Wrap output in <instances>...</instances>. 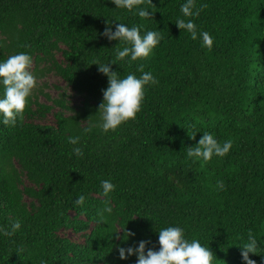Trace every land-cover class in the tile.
Segmentation results:
<instances>
[{
	"label": "trees",
	"instance_id": "1",
	"mask_svg": "<svg viewBox=\"0 0 264 264\" xmlns=\"http://www.w3.org/2000/svg\"><path fill=\"white\" fill-rule=\"evenodd\" d=\"M151 3L129 11L111 0H0V62L26 53L37 81L56 76L71 93L52 98L35 88L23 119L5 125L0 116V264H136L117 248L145 240L146 250L158 251L167 227L208 247L213 264H244L251 231L258 251L249 258L264 264V0H194L207 5L194 17L180 12L186 0ZM141 8L151 17H139ZM178 18L195 23L196 40L176 27ZM106 22L113 32L118 23L140 27L142 36L158 31L161 40L146 59L116 60L115 47L126 45L102 35ZM112 61L121 78H139L143 66L158 83L145 86L135 120L85 133L108 87L93 63ZM204 132L231 140L229 152L189 158L186 149ZM77 136L83 157L68 142ZM104 180L115 186L108 197ZM16 221L21 227L6 236ZM124 231L135 235L125 240Z\"/></svg>",
	"mask_w": 264,
	"mask_h": 264
},
{
	"label": "clouds",
	"instance_id": "2",
	"mask_svg": "<svg viewBox=\"0 0 264 264\" xmlns=\"http://www.w3.org/2000/svg\"><path fill=\"white\" fill-rule=\"evenodd\" d=\"M147 2L152 5L151 0H111V3L117 8H123L131 11L139 5ZM207 5H201L200 8L195 7L194 0H186V3L180 7V12L184 17L198 16ZM141 18H150L149 11L141 8L138 13ZM106 27L102 35L108 40L119 41V44H124L122 49H117L116 60H124L130 57V62L146 59L151 54L152 50L159 44L161 36L158 31H147L143 36L140 34V27L133 26L129 28L123 23H118L115 26V31H112L111 26L106 22ZM176 27L179 30H186L191 34V39H197V29L191 19L185 20L178 18ZM204 47L211 49L213 39L208 32L200 33ZM98 65L99 73L105 75L108 79V87L103 92V102L98 108L99 120L97 123H89V127L84 129L85 133L92 130L93 127H99L103 132L116 131L122 124L135 120L137 113L141 110V105L144 100L145 86L149 84H157L158 81L153 77L151 72H144L143 66L138 70L142 75L137 78L133 74H128L121 78L120 75L113 71L112 61L107 64ZM32 66V57L26 53H19L9 56L4 62H0V84L3 85V97L0 98V116L3 117V124L15 125L17 117L23 119V113L28 104V98L33 90L37 87V78L30 71ZM90 118V117H89ZM89 118L87 120H89ZM192 127L190 139H195L197 131L195 126ZM68 142L72 144L73 153L83 157L81 147H76L80 142V137H69ZM232 147V141L219 143L213 134L204 132L198 143L194 147L186 149L189 158H202L205 162L211 160L213 155L224 157ZM103 195L109 196V193L114 191L115 186L108 180L101 182ZM217 187L220 190L224 189L223 181L217 182ZM85 202V197L80 195L75 204L82 206ZM106 207L104 212L111 213L112 208L108 206V201H105ZM100 222H105L103 213H100ZM21 227L20 222L16 221L12 224V230H4L6 236L13 235ZM130 231H124V239L134 236ZM119 239V237H117ZM150 241L141 240L137 246L118 247L119 258L125 260L128 257L135 255L137 257L136 264H213L215 259L214 253L201 243L193 239L187 240L184 231L180 227H167L158 232L159 250L147 248ZM241 256L244 264H256L249 258V253L256 255L258 251L257 240L252 232L248 233V241L242 246ZM42 264L44 262L42 261Z\"/></svg>",
	"mask_w": 264,
	"mask_h": 264
},
{
	"label": "rangeland",
	"instance_id": "3",
	"mask_svg": "<svg viewBox=\"0 0 264 264\" xmlns=\"http://www.w3.org/2000/svg\"><path fill=\"white\" fill-rule=\"evenodd\" d=\"M59 58V56H58ZM43 83L46 84L45 87H43ZM59 89H58V88ZM37 89L38 88H42L43 92L44 93H47L49 94L52 98H56L58 97V94L65 90L69 95H71L70 93V90L68 88H66L65 84L63 83L62 80H60L59 78H57L56 76H53V75H50V76H47L45 79L43 80H38L37 81ZM39 101L41 103H44V104H48L49 102L45 99L44 96L40 95L39 96ZM80 101V98H76V97H71V100H70V103L72 104H77L78 102ZM49 122L50 123H53V119L51 116H49ZM70 237L72 235H69ZM76 236L75 237H72V239L75 240Z\"/></svg>",
	"mask_w": 264,
	"mask_h": 264
}]
</instances>
